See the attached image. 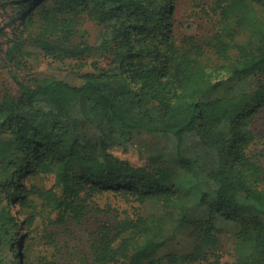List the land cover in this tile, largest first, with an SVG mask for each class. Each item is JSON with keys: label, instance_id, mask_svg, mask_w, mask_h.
I'll return each instance as SVG.
<instances>
[{"label": "trees", "instance_id": "1", "mask_svg": "<svg viewBox=\"0 0 264 264\" xmlns=\"http://www.w3.org/2000/svg\"><path fill=\"white\" fill-rule=\"evenodd\" d=\"M194 2L205 27L180 35L177 0H1L11 11L0 30L12 36L0 51V264H151L186 230L193 247L168 264H264V0ZM30 42L91 70L79 85L26 83L13 66ZM134 131L177 143L147 155L131 147ZM190 132L216 153L206 173L180 149ZM106 193L158 211L98 220L86 244L60 245L50 225L104 214L96 198ZM218 220L237 226L232 261ZM40 231L34 259L15 252Z\"/></svg>", "mask_w": 264, "mask_h": 264}, {"label": "rangeland", "instance_id": "2", "mask_svg": "<svg viewBox=\"0 0 264 264\" xmlns=\"http://www.w3.org/2000/svg\"><path fill=\"white\" fill-rule=\"evenodd\" d=\"M198 10L199 9L194 0H177L174 20L175 29L178 34L195 35L201 29H204L205 25L200 17L201 14L199 15L196 12ZM10 11V5H7L5 10H3L0 5V27H3L4 23L7 22V15ZM88 29L92 34L96 31L94 26L88 25ZM11 36L12 31L8 26H4V28L0 30V51H3L10 44L8 42V38ZM26 47L29 49L30 55L25 57L21 63L13 66L17 76L26 83H32L33 78L37 77L55 76L74 85H79L83 81L82 73L91 70L89 67H84L81 70H75L70 66L69 62H59L46 57L41 49L33 42H30ZM2 79V68L0 67V84L2 83ZM261 79L264 82V75ZM257 127L264 135V112L257 121ZM80 132L84 140L88 139L99 145V134L94 127L84 125ZM176 143L177 140L174 136L155 135L145 131H134L130 140L132 148L141 150L147 155H155L166 150H171ZM180 149L182 153L195 158L199 162V165L204 173L216 166L217 158L215 151L205 146L192 132L184 135L180 144ZM128 156L130 158H134L135 151H130ZM51 183V179H47L45 181L46 186H49ZM96 199L100 206L106 208L107 211L104 214L88 216L79 223L67 220L68 222L66 225H50V229L54 233V239L57 240L60 245L64 242L77 246L86 244L91 237V230L96 226L98 220L114 218L117 216L125 217L136 212L146 214L158 211L157 207L153 204H139L131 198L116 197L111 193H106ZM217 226L220 229L219 236L223 248V260L232 261L237 254V250L241 249L235 235L237 226L232 222L224 220H218ZM16 233L18 235H22L23 229H18ZM41 234L42 231L37 234L38 239L36 242L26 237V241L24 240L20 242L19 246L15 249V252L25 253L30 259H34L40 248V242L44 241V239L39 237ZM193 241L194 237L189 234L188 230L181 232L173 240L156 250L154 254L155 262L151 264H168L167 256L170 253H187L193 247ZM56 248L57 244L54 249ZM176 264L189 263L178 261Z\"/></svg>", "mask_w": 264, "mask_h": 264}]
</instances>
